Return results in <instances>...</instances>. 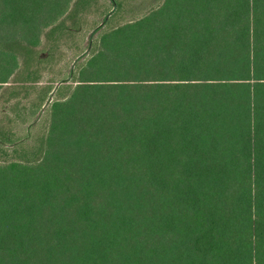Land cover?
Instances as JSON below:
<instances>
[{"label": "trees", "instance_id": "trees-1", "mask_svg": "<svg viewBox=\"0 0 264 264\" xmlns=\"http://www.w3.org/2000/svg\"><path fill=\"white\" fill-rule=\"evenodd\" d=\"M158 1L0 160V264H264V0ZM98 4L0 0V99Z\"/></svg>", "mask_w": 264, "mask_h": 264}, {"label": "rangeland", "instance_id": "rangeland-1", "mask_svg": "<svg viewBox=\"0 0 264 264\" xmlns=\"http://www.w3.org/2000/svg\"><path fill=\"white\" fill-rule=\"evenodd\" d=\"M117 1L121 3V7L119 10L112 11L110 0H99V4L83 16L84 24L81 30L70 33L73 30V23L68 21L67 25L71 29L63 31L57 37L58 40L55 39L57 46L52 42L49 46L46 40L47 42L38 49L39 55L43 58L29 68L32 80L29 83H15V87L20 84L17 87L19 92L10 93L4 99H0V141L6 140L7 137L14 141L24 139L28 135V128L32 125L36 126L33 128V138L24 140L25 143L20 147H0V160L14 157L17 154L16 149L30 152L35 145V138L46 132L49 125L50 105L55 100H65L70 97L75 86L73 74L76 73L77 66L84 59L89 58L95 50L101 32L135 20L152 8L161 5L162 2L158 0ZM107 8H110L111 14L109 22L105 25L100 13ZM100 27L101 31L95 34L96 29ZM91 42L94 43L93 48L90 47ZM41 103H45V107L37 116L35 106ZM3 149H6L7 153L3 152Z\"/></svg>", "mask_w": 264, "mask_h": 264}]
</instances>
